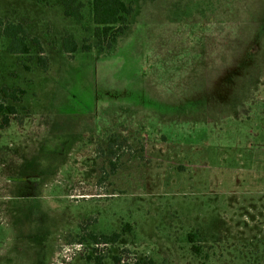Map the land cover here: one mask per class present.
<instances>
[{
    "label": "rangeland",
    "instance_id": "rangeland-1",
    "mask_svg": "<svg viewBox=\"0 0 264 264\" xmlns=\"http://www.w3.org/2000/svg\"><path fill=\"white\" fill-rule=\"evenodd\" d=\"M133 6L113 53L70 55L64 39L91 46L92 29L60 3L0 0L32 47L0 40V105L17 110L0 128V264H264V0Z\"/></svg>",
    "mask_w": 264,
    "mask_h": 264
},
{
    "label": "trees",
    "instance_id": "trees-1",
    "mask_svg": "<svg viewBox=\"0 0 264 264\" xmlns=\"http://www.w3.org/2000/svg\"><path fill=\"white\" fill-rule=\"evenodd\" d=\"M39 4L58 2L63 10L65 18L73 20L83 30L90 32L92 29L91 38L94 42L93 45L80 46L77 42L68 37L63 41V49L67 54H75L78 51L90 52L92 47L96 49L98 55L113 53L120 41L126 37L127 33L131 29V20L134 14V3L136 0H89L88 5L82 0H35ZM85 9H87L90 24L85 25L87 19ZM8 42L7 51L16 56H30L32 53V47L29 43L30 36L28 30L24 24L21 23H7L3 24L0 21V40ZM32 43L40 47L39 40L32 39ZM42 54V53H41ZM39 63L46 68L48 63L46 59L40 57ZM28 69V67H27ZM17 112L14 105L5 106L0 105V113H5L3 119V127L9 125V117L15 115ZM197 235L189 234L188 242L195 244ZM118 234L115 233L111 237H103L104 244L116 243ZM92 240L99 244L98 239L92 238ZM193 251L196 254H200L201 249L193 246ZM92 260V257L88 258ZM96 264H102L100 257L93 258ZM118 261V259H116Z\"/></svg>",
    "mask_w": 264,
    "mask_h": 264
},
{
    "label": "crops",
    "instance_id": "crops-1",
    "mask_svg": "<svg viewBox=\"0 0 264 264\" xmlns=\"http://www.w3.org/2000/svg\"><path fill=\"white\" fill-rule=\"evenodd\" d=\"M256 161H257V160H256ZM258 161H259V160H258ZM258 161H257V162H258Z\"/></svg>",
    "mask_w": 264,
    "mask_h": 264
}]
</instances>
